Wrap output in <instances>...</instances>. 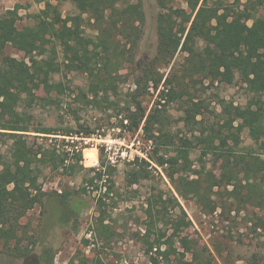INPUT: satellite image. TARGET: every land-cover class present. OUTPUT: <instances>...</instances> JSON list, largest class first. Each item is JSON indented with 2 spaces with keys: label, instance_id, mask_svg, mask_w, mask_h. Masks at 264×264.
<instances>
[{
  "label": "trees",
  "instance_id": "trees-1",
  "mask_svg": "<svg viewBox=\"0 0 264 264\" xmlns=\"http://www.w3.org/2000/svg\"><path fill=\"white\" fill-rule=\"evenodd\" d=\"M62 1L71 2L77 15L64 19L58 5L49 0L32 15V24L22 29L16 25V10L0 15V253L22 259L23 264H53L51 249L33 253L40 236L34 238L21 220L35 206L44 208L45 196L64 206L59 211L61 223L68 222L73 213L68 207L70 193L43 191L39 181L45 170L68 177L95 171L96 179H103L101 167L85 169L70 161L69 151L81 161L80 148L68 143L69 151L59 149L47 137L91 135L93 130L78 123L80 112L87 110L110 112L108 116L115 117L120 130L141 131L152 148L150 161L161 168L178 197L191 199L203 213L217 210L216 197L238 211L247 206L264 209V0H184L186 9L170 6V0H156L161 12L152 58L136 56L145 23L139 1ZM84 15L91 34L82 27ZM7 45L23 58L6 55ZM177 52L184 53V59L172 66ZM167 68L164 77L161 70ZM71 74L81 76L83 83L74 85L68 79ZM236 76L250 94L245 106L220 100L219 111L211 113V120L204 119L207 109L195 95L198 86L204 82L229 85ZM128 82L132 87L124 91ZM158 89L147 113L143 100ZM175 102L183 110L189 136L167 128L166 107ZM52 111L57 112L59 123L69 116L82 130L74 131L68 125L49 129L47 118ZM244 131L249 146L242 145ZM194 149L200 151L197 169L190 158ZM84 158L88 166L94 165L96 151L84 150ZM204 158H209L210 167ZM130 164L137 169L129 171L127 178L152 180L155 169L148 162L136 158ZM92 182L84 179L86 185L75 194H86L88 187L101 190ZM113 183L104 180L106 191L96 199L91 227L95 243L82 240L85 247L95 246L92 253L77 250L66 264H105L102 254L115 234ZM163 194H150L144 210L141 238L150 264H158V257L168 262L173 254L183 258L187 253L191 260L180 264H216L206 248L197 249L182 235L191 223L174 197L179 214L170 215ZM212 246L223 258V252ZM244 264H264V253L252 254Z\"/></svg>",
  "mask_w": 264,
  "mask_h": 264
},
{
  "label": "rangeland",
  "instance_id": "rangeland-1",
  "mask_svg": "<svg viewBox=\"0 0 264 264\" xmlns=\"http://www.w3.org/2000/svg\"><path fill=\"white\" fill-rule=\"evenodd\" d=\"M43 1L0 0V15L7 11L16 10L19 17L16 20V25L19 29H22L32 24V15L43 9ZM49 1L58 5L61 16L64 19L68 16L77 15V11L71 2L62 0ZM128 1H139L145 16L143 36L139 42L136 56L137 58L144 56L152 58L155 54L157 42V16L161 9L157 5L156 0ZM170 6L186 9L184 0H170ZM83 19L82 27L85 33L91 34L92 30L88 22H86L87 17L85 15ZM247 24L250 25L251 21ZM4 52L6 55L17 59L23 58V54L10 45L6 46ZM184 56V53L177 52L171 65L178 66L181 64ZM169 70L170 68L161 70L165 75L164 77L167 76ZM125 71L123 70V72ZM68 79L74 85L83 83L82 77L76 74L69 75ZM239 79L236 76L229 85L224 83L210 85L208 82H204L202 86H198V92L195 95L204 103L207 109L204 110V119L208 118L211 120L213 117L211 113L219 111L218 102L220 100L233 102L234 105L241 107L245 106L250 94ZM130 87L132 85L128 82L123 89L125 91ZM159 89L153 96L148 95L144 98L143 106L147 113L153 107ZM166 108L165 115L169 124L167 128L173 133L177 132L178 134L189 136V132H187L189 128L183 126V110L180 104L178 102L171 103ZM51 114L47 118L49 129H58L68 125L73 127L74 131L82 130L77 123H74L75 121L72 117H64L61 124L59 123L60 118L57 116V112L52 111ZM108 115H111V113L102 114L92 110L80 112L79 125L93 130V133L89 136L64 137L47 135L49 139H52L51 143L55 144L59 149L69 151L68 149H71L70 147L72 146H68V143L81 149L80 162L73 159L72 153L69 151V159L73 165H82L85 169H99L101 167L105 175L101 181H98L95 177V171H83L71 177L59 173H50L48 170L44 171L39 181L43 191L46 193H70L68 207L73 210V213L70 214L68 222L61 223L59 213L64 211V206L57 201H53L49 196L43 198L44 208L37 205L27 213L21 223L29 226V232L34 238L37 235L40 236V241L37 242L33 252L35 255H40L42 249L49 248L51 253L54 254L53 264H66L77 250L84 251L86 255L92 253L91 251L95 246L91 244L85 247L82 240L88 239L90 243H95L93 241L94 238L91 237V227L93 226V217L96 216V199L107 188L103 184L104 180L114 182L113 197L117 202L116 208L112 212V225L115 234L108 248L102 254L105 264H150V255L145 253L146 245L141 237L144 233L143 223L146 201L150 194H155L158 191L164 193L163 198L167 201L170 215L179 214V208L176 206V202L173 201V197L177 199V203L191 223L182 235L187 236L197 249L206 248L211 253L216 264H224V262H227V264H244V259L249 258L252 254L264 253L263 208L257 209L247 206L243 210L238 211L235 206L216 197L217 210L213 213H203L191 199L182 200L178 197L171 182L161 168L150 161L152 148L148 147L150 142L148 143L143 139L141 131L138 130L132 133L127 130H120L115 126L117 123L115 117ZM40 117L42 118L43 115ZM200 118L201 116H197L196 120H200ZM29 135L32 137L46 136L40 133H29ZM241 140L243 146L251 145L246 131L242 132ZM86 149L96 151L97 161L92 166H88L84 158V150ZM199 156L200 151L198 149H194L190 153L193 167L196 169L199 167ZM136 158L148 162L155 169V171H151L152 180H138V182H135V178H127L129 171L137 169V165L130 164ZM204 159L205 161L207 160V167H210L209 158ZM215 172L218 174V171ZM84 179L93 180L94 182L92 183L100 187L101 190H94V187H88L86 194H75L78 187L86 185L83 183ZM130 179L133 182H130ZM108 194L109 196L113 195L110 192ZM109 202L107 200V203ZM224 202L225 204L223 205L222 203ZM67 216L69 215L67 214ZM212 245H215L216 248L223 252V258H219L215 254ZM174 247H176L178 252L182 251L179 243H175ZM227 253L229 254L227 255ZM190 260L191 255L187 253L183 258L179 254H173L169 257L168 262L162 260L161 257H158L157 261L158 264H180L182 261ZM0 264H23V260L14 259L0 253Z\"/></svg>",
  "mask_w": 264,
  "mask_h": 264
},
{
  "label": "built area",
  "instance_id": "built-area-1",
  "mask_svg": "<svg viewBox=\"0 0 264 264\" xmlns=\"http://www.w3.org/2000/svg\"><path fill=\"white\" fill-rule=\"evenodd\" d=\"M148 147L151 148L150 143H149Z\"/></svg>",
  "mask_w": 264,
  "mask_h": 264
}]
</instances>
